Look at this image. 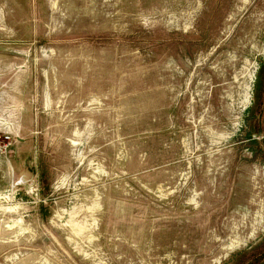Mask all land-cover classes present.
Wrapping results in <instances>:
<instances>
[{
	"label": "rangeland",
	"instance_id": "obj_1",
	"mask_svg": "<svg viewBox=\"0 0 264 264\" xmlns=\"http://www.w3.org/2000/svg\"><path fill=\"white\" fill-rule=\"evenodd\" d=\"M0 264H264V0H0Z\"/></svg>",
	"mask_w": 264,
	"mask_h": 264
}]
</instances>
